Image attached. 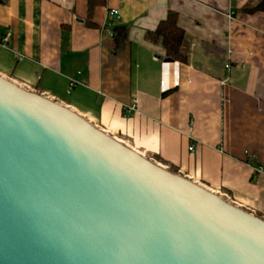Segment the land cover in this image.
I'll return each instance as SVG.
<instances>
[{"label":"crops","instance_id":"crops-1","mask_svg":"<svg viewBox=\"0 0 264 264\" xmlns=\"http://www.w3.org/2000/svg\"><path fill=\"white\" fill-rule=\"evenodd\" d=\"M258 2L105 0L87 19V0H0V74L264 218V9L250 11ZM112 8L110 27L126 28L119 44L103 30ZM169 10L186 61L146 38Z\"/></svg>","mask_w":264,"mask_h":264},{"label":"water","instance_id":"water-1","mask_svg":"<svg viewBox=\"0 0 264 264\" xmlns=\"http://www.w3.org/2000/svg\"><path fill=\"white\" fill-rule=\"evenodd\" d=\"M0 264H264V218L0 74Z\"/></svg>","mask_w":264,"mask_h":264},{"label":"trees","instance_id":"trees-1","mask_svg":"<svg viewBox=\"0 0 264 264\" xmlns=\"http://www.w3.org/2000/svg\"><path fill=\"white\" fill-rule=\"evenodd\" d=\"M105 0H87V19H89L94 8L99 4H104ZM264 0H259L257 4L250 7V11L263 10ZM112 36L116 44L126 36V28L124 26H114L112 28ZM184 30L178 25V14L176 11L169 10L164 19L160 20L154 30L146 33L147 40L151 42H160L165 49L166 58L170 60L186 61V56L182 53L181 47L184 40ZM157 161L165 164L168 169L177 172V169L164 161L160 157H156Z\"/></svg>","mask_w":264,"mask_h":264},{"label":"built area","instance_id":"built-area-1","mask_svg":"<svg viewBox=\"0 0 264 264\" xmlns=\"http://www.w3.org/2000/svg\"><path fill=\"white\" fill-rule=\"evenodd\" d=\"M118 17H119V11L117 10V9H115V8H112V9H110L109 11H108V23H107V25H105L104 26V28H103V30H104V32H106V33H108V34H110V35H112L113 34V32H112V28L110 27V23H112L113 21H115V20H117L118 19ZM10 41H11V34L9 33V32H6L5 33V35L2 37V39H1V43H2V45H9V43H10ZM231 68V64H230V62H227L226 64H225V69L226 70H229ZM229 80V77L228 76H226V77H224L222 80H221V84H225L227 81ZM14 81V80H13ZM17 84H19V85H21V86H23V87H25V88H27V89H30L31 90V86L30 85H27V84H25V83H21V82H17V81H15ZM47 97H48V95H46ZM50 99H52L51 97H49ZM136 105H137V99L134 97L132 100H131V102L129 103V104H127L126 106H124V110L127 112V113H130V112H132V111H134V110H136ZM67 107H69V106H67ZM71 108V107H70ZM72 109V108H71ZM82 116H84V115H82ZM85 117V116H84ZM89 121H91L88 117H86ZM92 123H94L93 121H91ZM94 124H96V123H94ZM190 151H192L193 149H194V146L193 145H190L189 146V148H188ZM160 165H162L164 168H168L166 165H164V164H162V163H160V162H158ZM256 171H258V172H262L263 171V168L261 167V166H257L256 168ZM188 178V177H187ZM216 193V192H215ZM217 194H219V195H221L222 197H224L225 199H227V200H229V201H231V202H233L232 200H231V198L229 197V195H227V194H225V193H221V192H218Z\"/></svg>","mask_w":264,"mask_h":264},{"label":"bare ground","instance_id":"bare-ground-1","mask_svg":"<svg viewBox=\"0 0 264 264\" xmlns=\"http://www.w3.org/2000/svg\"><path fill=\"white\" fill-rule=\"evenodd\" d=\"M122 141V140H121Z\"/></svg>","mask_w":264,"mask_h":264}]
</instances>
